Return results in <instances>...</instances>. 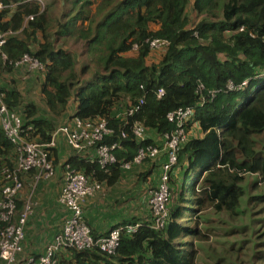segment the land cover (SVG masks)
Here are the masks:
<instances>
[{"label":"trees","instance_id":"16d2710c","mask_svg":"<svg viewBox=\"0 0 264 264\" xmlns=\"http://www.w3.org/2000/svg\"><path fill=\"white\" fill-rule=\"evenodd\" d=\"M58 2L63 7L60 21L52 17L55 5L50 2L41 7L35 1L0 0V34L4 40L0 47V93L8 110L20 118L22 135L28 142L49 144L57 118L67 111L70 100L73 117L81 121L103 119L113 130L103 143L117 145L114 165H99L92 149L85 151L88 155L70 154L68 149L69 155L64 161L62 156V162L57 159L59 149L64 153L62 145L48 149L62 183L65 164L106 189L124 172L141 165L146 169L139 176L143 182L150 181L155 173L159 183L166 153L146 158L128 171L120 170V164L131 162L144 144L158 146L149 137L136 141L131 127L137 123L147 135L162 139L178 130L167 120L170 112L192 108L193 113L182 126L186 140L167 173L168 212L163 228H153L149 205L148 216L128 221L124 217L122 225L112 228L121 229L113 255L95 249L61 248L56 253L57 264H191L188 253L177 245L188 231L195 233L188 226L178 225L182 213L202 208L201 194H205L207 204L215 201L218 211L230 212L238 222L247 214L242 205L245 189L239 185L240 174H257L264 181V0ZM158 39L168 45L151 50L150 42ZM72 40L82 44L86 62H76L74 54L56 48L58 43L68 46ZM152 51L161 53L157 60L150 61ZM24 56L35 60L42 70L19 64ZM39 77L42 79L37 80ZM23 79L25 86L39 81L38 101L43 108L27 100L30 90L26 94L20 91L18 84ZM160 89L163 95L158 98ZM119 104H132L137 110L131 116L116 118L113 108ZM122 132L126 138L120 136ZM17 155L0 126V177L2 170L15 168ZM30 174L32 177L31 171L24 176ZM200 182L205 187L201 194L195 192ZM24 186L30 188L29 182ZM182 201L190 207L181 211L177 203ZM110 204L116 210L115 202ZM22 205L19 195L16 213ZM83 208V221L96 238L86 222L85 205ZM134 224L139 225L134 232L125 229ZM6 225L0 223V228ZM237 230L234 226L236 235ZM35 255L32 257L38 258Z\"/></svg>","mask_w":264,"mask_h":264},{"label":"built area","instance_id":"2783aa9c","mask_svg":"<svg viewBox=\"0 0 264 264\" xmlns=\"http://www.w3.org/2000/svg\"><path fill=\"white\" fill-rule=\"evenodd\" d=\"M3 42L2 34H0V47ZM167 45L166 41L159 39L153 40L149 44L151 50H160ZM1 56L3 60H6L5 55L2 54ZM22 63H26L29 70H42V66L28 56L22 58L19 64ZM162 95L163 90H158L157 97L160 98ZM141 103L140 101L139 104ZM136 110L137 107L132 104L124 105L122 110L116 111L115 117L131 116ZM192 113V108L177 109L170 112L167 115V120L174 123L178 130L163 136L159 146L144 144L138 149L131 162L120 164V170L128 171L133 166L140 165L146 158H155L161 153H166V162L162 166L163 173L159 179L158 189L151 197V213L154 214L153 228L156 230L162 229L165 224L163 220L166 221L162 204L166 200L169 188L167 173L175 165L176 152L186 140L182 126L191 118ZM71 119V127L66 124L57 126L49 144L28 142L23 138L24 131L20 118L8 110L3 102V94L0 93V126L6 138L16 147L18 152L15 168L12 171L3 170L1 173L0 223H7V225L0 228V264H57L56 253L61 248L95 249L100 253L113 255L118 247L120 228L111 230L107 236L95 238L90 235L89 228L83 221V206L101 190L102 186L95 181H90L83 173L73 169L69 164H65L63 187L57 197L58 205L67 212L61 233L54 238L52 243L44 247L38 258L31 256L18 261L25 238V226L32 215V193L40 183L50 180L55 174L56 166L48 149L54 148L55 142L62 138L70 154L82 155L86 153L87 149H92L95 159L102 167L114 165L117 161L114 153L118 148L117 145L103 143L104 139L113 133L105 120L101 119L94 123L81 121L73 116ZM131 132L138 142H143L147 138L146 131L137 123L131 127ZM120 136L126 138V134L123 132ZM30 171L32 172L31 185H34L32 188L30 187L28 196L23 198L21 210L16 213L17 199L24 189L23 177ZM138 226L135 224L125 227V229L128 232H134Z\"/></svg>","mask_w":264,"mask_h":264},{"label":"rangeland","instance_id":"374dc122","mask_svg":"<svg viewBox=\"0 0 264 264\" xmlns=\"http://www.w3.org/2000/svg\"><path fill=\"white\" fill-rule=\"evenodd\" d=\"M37 1L36 3H39L41 7L48 2L54 4L55 6L51 10L52 17L57 18L59 21L62 19L61 11L63 10V7H60L61 3L58 2L60 0ZM1 9H3V7L0 5V10ZM187 13L188 15H191L190 7L187 8ZM191 18V20H193V16ZM67 45L68 46H63L58 43L56 48L65 49L74 54V60H76V62L84 63L87 61L82 44L78 42L76 43L72 40ZM153 55L154 54H152V56ZM150 61L153 60L150 59ZM77 68H79V65ZM28 75L29 73L22 75V77ZM2 79L8 80L9 78L2 77ZM41 79L42 78L39 77L37 80ZM18 87L20 88V91L25 94L28 90H30L29 93L26 94L27 100L35 102L43 108L42 102L38 101V99H40L38 94L39 81H31L27 86H25V81L23 79L22 82L18 84ZM122 107L124 108V105L122 104L116 105L113 108L115 109L114 114L116 111L122 110ZM67 110V113H64L61 118H57V126L66 124L71 127V117L74 114V107L71 100ZM100 120L101 119L91 122L95 123ZM59 142L64 150V159L69 155L68 148L62 138H59L55 142L54 148L59 146ZM88 154L89 153H86V155ZM145 171V166L141 165L133 168L129 172H124L119 183L111 189L113 197L112 203L115 202L116 209H124V217L127 216L130 220H135V218L141 216H148V206H151L149 193L153 195L158 189L159 184L157 183L155 173L150 175V181L147 182H143V177L142 179L139 177L142 176V174H145ZM173 171L175 172V170ZM240 176L242 181L239 185L245 189V195L242 197V205L244 210H246L245 213L247 214L242 216L238 222H235V219L233 220L230 217V212L223 209L218 211L215 201H213V204H207V197L205 194H201L202 191L204 192L203 188L205 187H203L202 182L196 184L195 192H200L205 205L198 209L197 212L194 211L195 213H182V217L178 222V225L188 226L195 230V233L188 231V236L181 237L177 241V245H180V248L186 251L190 256L191 264H264V181L257 174L243 173L240 174ZM33 185L34 184L30 185V187L32 188ZM1 186L2 179L0 180V187ZM23 188L22 193H20L22 198L28 196L30 192V188L26 186ZM38 188L39 185L34 190V194L32 193L33 208L32 215L29 217L28 221H30V226L35 230L43 227V230L49 229V231H51L52 226L49 223H51L50 221L52 217L48 215V202L45 200V196L42 195V192ZM107 196L108 189L102 187L101 190L93 196L92 203L99 205L101 201L106 200ZM167 199L168 194L166 195V200ZM166 200L162 204L163 215L164 211L165 214L168 212V204ZM189 200H191V198L188 199V202ZM177 206L181 208V211L184 206L190 207L189 203H183V201L177 203ZM144 210L146 213H142ZM150 215L154 218L153 213H150ZM163 223H166V221L163 220ZM234 226L238 227V230L236 231L238 233L237 235L233 233ZM36 249L37 248H35V250ZM33 254H37V252H33ZM221 256H225V258L223 259ZM221 259L223 263L220 261Z\"/></svg>","mask_w":264,"mask_h":264},{"label":"crops","instance_id":"0c3cea01","mask_svg":"<svg viewBox=\"0 0 264 264\" xmlns=\"http://www.w3.org/2000/svg\"><path fill=\"white\" fill-rule=\"evenodd\" d=\"M152 54L154 55L152 56ZM152 54L149 59L157 60L161 53H158L157 51H152ZM67 111L65 113H67ZM147 137L150 138L153 144L158 146L161 144V139H159V137L155 136L154 134H149L147 135ZM58 152L59 154L57 156V159L61 161V157L64 156V153L61 152V149H59ZM64 160L65 159H63L62 161ZM54 176L55 177H52L50 180L43 181V183H40L38 188L42 192V195L45 196V200L48 202V215L52 217L50 221L51 223H49L52 226L51 231H49V229L43 230V227L40 229L37 228L35 230L33 227L30 226V221H28L25 226V238L22 245V252L18 258V261H20L21 259H26L27 257H31L33 252H37L35 256L38 257V255L43 251V248L48 245V242L52 239V237L59 233L65 219L67 218V213L65 209L58 206L57 203L58 194L60 192V189L63 187L62 176L61 173L58 172H56ZM23 181L24 184L29 182V184L31 185V174L24 176ZM119 181L115 185H117ZM112 188L113 186L108 188V196L106 200L101 201L99 205H95L94 203H92L93 197L90 198L85 204L86 222L89 224V227L94 230L95 235L97 237L107 236L116 224L121 223L122 225L124 223V211H122L121 209L113 210L110 204L112 202ZM128 220L129 219L127 217L125 221ZM35 248L37 249L35 250Z\"/></svg>","mask_w":264,"mask_h":264},{"label":"bare ground","instance_id":"6f19581e","mask_svg":"<svg viewBox=\"0 0 264 264\" xmlns=\"http://www.w3.org/2000/svg\"><path fill=\"white\" fill-rule=\"evenodd\" d=\"M16 164H17V160H16ZM2 172H3V170H2ZM2 172H1V173H2ZM128 226H131V225H126L125 227H128Z\"/></svg>","mask_w":264,"mask_h":264},{"label":"clouds","instance_id":"9594fccd","mask_svg":"<svg viewBox=\"0 0 264 264\" xmlns=\"http://www.w3.org/2000/svg\"><path fill=\"white\" fill-rule=\"evenodd\" d=\"M28 1H35V2H36L37 0H28ZM37 2H39V1H37ZM67 157H68V156H67ZM134 225H135V224H134ZM112 230H113V229H112Z\"/></svg>","mask_w":264,"mask_h":264}]
</instances>
